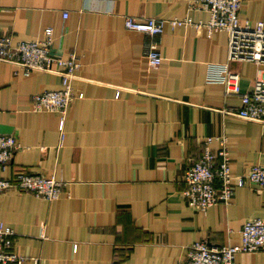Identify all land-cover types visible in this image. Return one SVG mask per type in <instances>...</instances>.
I'll use <instances>...</instances> for the list:
<instances>
[{"label":"crops","instance_id":"obj_1","mask_svg":"<svg viewBox=\"0 0 264 264\" xmlns=\"http://www.w3.org/2000/svg\"><path fill=\"white\" fill-rule=\"evenodd\" d=\"M190 3L0 0L1 33L42 40L52 28L56 52L82 62L74 91L84 98L70 106L61 144L59 114L31 110L33 95L60 89L61 77L16 75L18 67L0 61V134L22 146L0 179L17 170L56 175L71 193L54 202L3 195L0 219L16 233L22 264H179L198 242L240 245L243 224L264 219V192L253 187L236 188L230 205L207 213L182 194L208 138H227L234 175L264 166V124L226 114L240 108V97L206 81L210 64L229 65L245 93L264 78V64L230 62L227 33L210 35V14ZM126 17H191L202 28L167 25L159 38L163 62L152 67L145 55L151 38L128 31ZM240 17L264 21V0H242ZM210 147L217 152L221 142ZM236 261L264 264V252L240 253Z\"/></svg>","mask_w":264,"mask_h":264},{"label":"built area","instance_id":"obj_2","mask_svg":"<svg viewBox=\"0 0 264 264\" xmlns=\"http://www.w3.org/2000/svg\"><path fill=\"white\" fill-rule=\"evenodd\" d=\"M190 7L210 14L206 25L210 35L216 32L227 33L230 62L251 61L264 64V21L241 19L242 0H191ZM67 17L68 14L64 13V18ZM167 25L173 29L182 26L202 28L191 17L145 21H138L134 17L125 18L128 31L144 33L151 38L146 44L145 55L152 67H159L163 62L159 38L165 33ZM44 34L42 40H16L13 35L0 31V61L18 67L16 75L29 77L40 71L61 77L60 89L33 95L31 110L34 113L59 114L62 144L65 140L68 110L75 100L84 98L83 93L76 94L74 91V82L78 78L82 62L76 53L65 57L56 52L52 28H47ZM206 81L209 84L223 85L226 95L240 97V108L226 114L264 124V78L257 79L254 87L243 93L241 77L237 72L232 71L229 65L210 64ZM119 95L120 93L117 94L118 97ZM213 140L221 142V148L217 152L210 147ZM226 142L227 138L206 139L202 157L192 163L185 173L182 194L190 207L202 213H207L217 204L230 205L236 188L253 187L264 192V166L252 165L243 174L234 175ZM21 149L17 137L0 134V169L5 171ZM66 186L67 183L59 180L56 175L46 177L17 170L10 179H0V200L6 193L15 191L54 202L64 194L71 198V193L66 192ZM15 241V231L0 219V264L23 263ZM257 252H264V219H250L243 224L240 245L213 246L207 242H198L190 248L187 260L179 264H238V254ZM35 264H39L38 261Z\"/></svg>","mask_w":264,"mask_h":264},{"label":"trees","instance_id":"obj_3","mask_svg":"<svg viewBox=\"0 0 264 264\" xmlns=\"http://www.w3.org/2000/svg\"><path fill=\"white\" fill-rule=\"evenodd\" d=\"M125 256H126V254H124V253H119V257H120V259H123Z\"/></svg>","mask_w":264,"mask_h":264}]
</instances>
